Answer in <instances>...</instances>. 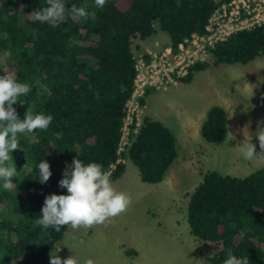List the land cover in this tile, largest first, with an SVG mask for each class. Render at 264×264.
I'll list each match as a JSON object with an SVG mask.
<instances>
[{
    "label": "trees",
    "instance_id": "trees-1",
    "mask_svg": "<svg viewBox=\"0 0 264 264\" xmlns=\"http://www.w3.org/2000/svg\"><path fill=\"white\" fill-rule=\"evenodd\" d=\"M227 1L107 0L97 9L94 0H65L66 7L87 5L97 18L67 14L53 28L33 18L46 0H0V75L12 74L31 89L12 106L21 120L26 111L53 117L46 131L18 133L20 148L11 153L18 171L14 187L5 190L0 181V264H50L48 254L67 226L56 232L37 222L46 196L68 194L59 181L74 158L102 164L112 182L125 159L140 181L162 180L177 156L167 126L147 115L138 122L131 116L121 145L136 74L131 42L150 36L157 21L168 36L165 47L174 51L185 37L202 33L211 12ZM263 54L264 23L234 31L207 46L206 59L188 66L178 84L210 65L245 64ZM150 90L137 99L139 106ZM226 121L225 110L211 105L199 125L201 138L217 141ZM41 161L52 173L46 183L38 179ZM185 219L193 237L220 245L206 264H223L229 249L238 258L247 255L249 264H264V166L242 177L203 172L188 195Z\"/></svg>",
    "mask_w": 264,
    "mask_h": 264
},
{
    "label": "rangeland",
    "instance_id": "rangeland-1",
    "mask_svg": "<svg viewBox=\"0 0 264 264\" xmlns=\"http://www.w3.org/2000/svg\"><path fill=\"white\" fill-rule=\"evenodd\" d=\"M152 25L150 36L132 40L135 58L146 49L154 51L168 44L157 21ZM128 105L126 125L131 116L138 122L147 115L171 130L176 158L157 183L140 181L135 166L123 160L124 171L113 184L130 195L132 204L127 211L107 226L76 230L67 226L48 257L55 254L63 261L71 256L79 264L87 260L93 264H206L220 245L189 233L185 219L188 195L206 170L242 177L264 166V156L245 159L240 147L250 140L255 151H261L258 135L264 130V54L245 64L210 65L195 72L187 83L152 88L143 106L134 100ZM211 105L225 110L226 129L217 141L206 142L199 129L191 135L186 125L189 118L203 120ZM126 133L125 128L121 145ZM128 248L134 251L130 256L124 253Z\"/></svg>",
    "mask_w": 264,
    "mask_h": 264
},
{
    "label": "clouds",
    "instance_id": "clouds-1",
    "mask_svg": "<svg viewBox=\"0 0 264 264\" xmlns=\"http://www.w3.org/2000/svg\"><path fill=\"white\" fill-rule=\"evenodd\" d=\"M47 6L33 14V18L41 23L56 28L65 20L67 14L83 20H96V13L89 12L88 6L77 7L75 4L65 6V0H46ZM107 0H94V7L103 8ZM70 46L75 44L73 39ZM27 83H19L12 74L0 75V181L5 190L14 187L13 179L17 176V169L13 163L11 153L19 147L18 133L31 134L36 130L46 131L51 124V115L35 114L26 111L24 119L18 118L13 104L19 102L18 98L30 92ZM260 152L250 140L243 143V157L251 160L264 156V130L258 135ZM39 169V182L46 183L50 176V165L46 161L37 164ZM61 188L67 189V195L51 194L45 197L41 209V219L38 225L45 229L53 228L60 232L63 226H70L73 230L79 228H92L105 225L111 220L127 211L132 204L129 194L117 190L111 180V172L105 170L103 165L96 162L84 164L80 159L74 158L72 165L64 172L59 181ZM210 255H214L210 254ZM50 264H79L71 256L63 261L60 257L51 255ZM85 264H93L87 260ZM223 264H249L247 255L238 258L231 249L227 251V259Z\"/></svg>",
    "mask_w": 264,
    "mask_h": 264
},
{
    "label": "built area",
    "instance_id": "built-area-1",
    "mask_svg": "<svg viewBox=\"0 0 264 264\" xmlns=\"http://www.w3.org/2000/svg\"><path fill=\"white\" fill-rule=\"evenodd\" d=\"M261 23H264V0H228L211 12L202 33H192L185 37L177 44L176 50L163 47L154 51L146 49L137 54L133 91L126 102L127 114L123 132L127 129L125 120L128 117L130 100L138 104L137 99L145 89H165L169 84H177L178 79L187 73L188 66L206 59L207 46L225 39L234 31ZM145 54L148 59H145Z\"/></svg>",
    "mask_w": 264,
    "mask_h": 264
},
{
    "label": "crops",
    "instance_id": "crops-1",
    "mask_svg": "<svg viewBox=\"0 0 264 264\" xmlns=\"http://www.w3.org/2000/svg\"><path fill=\"white\" fill-rule=\"evenodd\" d=\"M166 45V44H165ZM165 45H163V47H165ZM146 48V46L144 47ZM143 48V49H144ZM149 48V47H148ZM153 49V48H152ZM157 50H160V48H156ZM202 121V120H201ZM201 121L199 122V117L190 119L188 121V124L186 125V129L188 130V132L192 135H195V132L197 129H199V125L201 123ZM234 129V128H233ZM236 130V129H235ZM235 130H233L232 132H234Z\"/></svg>",
    "mask_w": 264,
    "mask_h": 264
}]
</instances>
